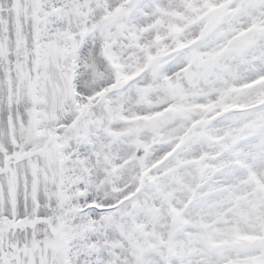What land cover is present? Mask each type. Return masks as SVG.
<instances>
[{"label":"snow or ice","instance_id":"1","mask_svg":"<svg viewBox=\"0 0 264 264\" xmlns=\"http://www.w3.org/2000/svg\"><path fill=\"white\" fill-rule=\"evenodd\" d=\"M0 264H264V0H0Z\"/></svg>","mask_w":264,"mask_h":264}]
</instances>
